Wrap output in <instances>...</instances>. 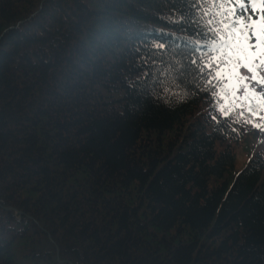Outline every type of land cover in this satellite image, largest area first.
Returning <instances> with one entry per match:
<instances>
[{"label":"trees","instance_id":"obj_1","mask_svg":"<svg viewBox=\"0 0 264 264\" xmlns=\"http://www.w3.org/2000/svg\"><path fill=\"white\" fill-rule=\"evenodd\" d=\"M190 4L0 0V264H264V141Z\"/></svg>","mask_w":264,"mask_h":264},{"label":"snow or ice","instance_id":"obj_2","mask_svg":"<svg viewBox=\"0 0 264 264\" xmlns=\"http://www.w3.org/2000/svg\"><path fill=\"white\" fill-rule=\"evenodd\" d=\"M190 6L207 37L197 69L204 90L217 100L223 93L222 116L264 133V0H191Z\"/></svg>","mask_w":264,"mask_h":264},{"label":"rangeland","instance_id":"obj_3","mask_svg":"<svg viewBox=\"0 0 264 264\" xmlns=\"http://www.w3.org/2000/svg\"><path fill=\"white\" fill-rule=\"evenodd\" d=\"M253 120H255V117L253 118ZM256 122H259V121H256ZM237 123H241V122H238V118H235L233 120V124H237ZM242 124L244 125V128H246V129H249L250 128V129H252V132L254 134L259 135L256 138V140L258 142L261 139L264 141V133H261V132H259L258 129L253 128L251 124H247V123H242ZM241 135H243V134L241 133ZM251 135L254 137V135L252 133H251ZM235 155H236L235 169L236 170H239L242 167V164L244 163L245 157H244L243 153L240 150L236 151Z\"/></svg>","mask_w":264,"mask_h":264}]
</instances>
